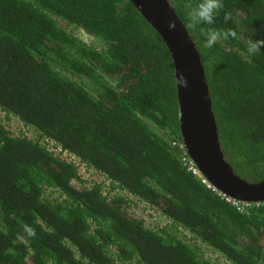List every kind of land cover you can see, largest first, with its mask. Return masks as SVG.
Returning a JSON list of instances; mask_svg holds the SVG:
<instances>
[{"label":"trees","instance_id":"16d2710c","mask_svg":"<svg viewBox=\"0 0 264 264\" xmlns=\"http://www.w3.org/2000/svg\"><path fill=\"white\" fill-rule=\"evenodd\" d=\"M167 2L224 159L263 182L264 49L247 45L264 39V0H224L213 27L240 39L212 49L187 28L193 0ZM177 104L168 48L129 0H0V264H264V204L239 213L187 172ZM13 118L35 139L12 135ZM137 202L167 224L148 228Z\"/></svg>","mask_w":264,"mask_h":264},{"label":"water","instance_id":"95a60500","mask_svg":"<svg viewBox=\"0 0 264 264\" xmlns=\"http://www.w3.org/2000/svg\"><path fill=\"white\" fill-rule=\"evenodd\" d=\"M166 44L171 55L175 80L181 74L188 81L181 87L176 80L178 123L181 141L201 174L219 192L239 201L264 204V181L247 184L239 179L224 159L204 70L185 28L167 0H129ZM169 21L175 28L169 30Z\"/></svg>","mask_w":264,"mask_h":264},{"label":"clouds","instance_id":"9594fccd","mask_svg":"<svg viewBox=\"0 0 264 264\" xmlns=\"http://www.w3.org/2000/svg\"><path fill=\"white\" fill-rule=\"evenodd\" d=\"M223 9H224V0H193V2L190 3L188 6V10L186 13V15H187V28H189L193 32H196L198 34L203 35V37H204L203 47L205 49L214 48L218 44L219 41H228L229 39H232V40L240 39L238 33L232 29L225 30L222 28L213 27L216 24L218 15L220 14L221 10H223ZM223 19L225 22L229 21L231 19L230 14L225 12ZM168 27H169V30L174 29L175 28V21H169ZM261 49H264V39L249 38V43L247 45V54H248L249 58L254 57L258 53H262ZM176 80H177V83L179 86H181V87H187L188 86V81L184 77L183 74H181L178 79L176 78ZM185 151H186V149H185ZM186 153H187V151H186ZM187 155H188V153H187ZM189 159H190V157H189ZM196 168H197V166H196ZM199 174H200V178L195 177V176L194 177L198 178L200 181H201V179H205L209 183V181L201 174L200 171H199ZM221 194H223V193H221ZM223 195H225V194H223ZM225 196H227V195H225ZM227 197H229V196H227ZM229 198H231V197H229ZM231 199H233V198H231ZM234 200H236V199H234ZM237 201H239V200H237ZM241 202H244V201H241ZM247 203H250V202H247ZM252 204H260V203H252ZM223 259L225 260L226 264H231L228 261H226L225 258H223Z\"/></svg>","mask_w":264,"mask_h":264},{"label":"rangeland","instance_id":"374dc122","mask_svg":"<svg viewBox=\"0 0 264 264\" xmlns=\"http://www.w3.org/2000/svg\"><path fill=\"white\" fill-rule=\"evenodd\" d=\"M75 36L82 40L86 44H92L95 43V40H93L91 37L86 36L82 31L77 30L75 31ZM97 44V42H96ZM5 127L9 130V132L14 136L19 137H26L29 140H34L35 135L31 133L30 130L27 128H24L22 124H20L16 119H11L9 122H4ZM82 178H84L82 176ZM93 178V176H91ZM85 179V178H84ZM135 202V201H134ZM138 203V202H137ZM129 213L141 220L145 221V225L148 228L156 229V231H159L162 227H164L167 224V221L164 220L163 217L159 216L158 214L154 213L148 207L142 203H138L136 205H133L132 208L129 210ZM185 238H189L187 234L182 233ZM210 259L217 261L219 264H226L225 260L213 252L207 253ZM206 258V257H205ZM219 260V261H218Z\"/></svg>","mask_w":264,"mask_h":264},{"label":"built area","instance_id":"2783aa9c","mask_svg":"<svg viewBox=\"0 0 264 264\" xmlns=\"http://www.w3.org/2000/svg\"><path fill=\"white\" fill-rule=\"evenodd\" d=\"M183 145V144H182ZM181 144L177 143H172L173 147H177L178 150L181 151V162L184 164L186 167L187 172L191 173L193 176L200 178V174L198 169L196 168L195 164L191 159H189L184 146ZM210 192L221 198L226 204L230 205L233 207L237 212L239 213H248L253 206L259 207L260 204H252V203H247V202H241L237 201L234 199H231L220 192H218L216 189H214L205 179H201L200 181Z\"/></svg>","mask_w":264,"mask_h":264}]
</instances>
